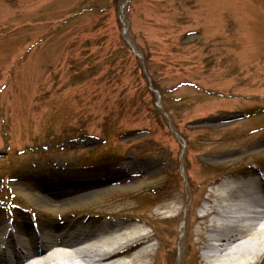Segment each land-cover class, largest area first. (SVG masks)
Returning a JSON list of instances; mask_svg holds the SVG:
<instances>
[{
  "label": "rangeland",
  "instance_id": "1",
  "mask_svg": "<svg viewBox=\"0 0 264 264\" xmlns=\"http://www.w3.org/2000/svg\"><path fill=\"white\" fill-rule=\"evenodd\" d=\"M263 138L264 0H0V203L25 208L0 219L40 223L38 178L95 222L182 190L180 264L188 208L225 174L264 176Z\"/></svg>",
  "mask_w": 264,
  "mask_h": 264
},
{
  "label": "bare ground",
  "instance_id": "2",
  "mask_svg": "<svg viewBox=\"0 0 264 264\" xmlns=\"http://www.w3.org/2000/svg\"><path fill=\"white\" fill-rule=\"evenodd\" d=\"M253 149L260 152L248 154L264 152V138ZM210 161L225 160L212 156ZM36 184L33 203L40 212V223L33 225L26 214L0 219V264H155L161 251L163 264H169L176 250L170 226L178 223L186 200H191V194L182 190L162 191L161 205L147 217L114 213L95 222L72 214L86 201L71 197L68 183L38 178ZM209 187L211 191L201 193V214L196 206L187 210L180 264H264V224L255 228L259 222L240 216L264 208L263 174L228 173L210 181L205 190ZM155 242L157 247H153Z\"/></svg>",
  "mask_w": 264,
  "mask_h": 264
}]
</instances>
